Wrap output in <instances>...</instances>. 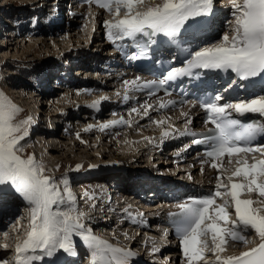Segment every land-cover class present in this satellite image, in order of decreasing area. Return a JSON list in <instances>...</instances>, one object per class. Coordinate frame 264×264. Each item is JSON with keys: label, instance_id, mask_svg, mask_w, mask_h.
<instances>
[{"label": "snow or ice", "instance_id": "snow-or-ice-1", "mask_svg": "<svg viewBox=\"0 0 264 264\" xmlns=\"http://www.w3.org/2000/svg\"><path fill=\"white\" fill-rule=\"evenodd\" d=\"M86 2L108 14L110 19L103 22L107 39L129 62L146 59L151 46L158 43L175 46L185 56L182 67L170 68L158 82H141L139 77L124 80L125 101L131 91L148 89L154 94L169 81L182 77L197 80L206 72L233 74L228 89H248L257 80L264 87V0H230L229 27L213 43H201V36L212 24L214 0ZM160 36L166 39L158 41L156 38ZM124 41L131 43H118ZM129 47L134 51L127 52ZM107 99L102 96L94 100L91 107L98 108ZM222 100L223 96L217 93L201 102L204 123L213 127L208 130L209 135L192 141L208 145L204 156L205 162H210V167L217 172L214 189L178 203L179 211L170 214L183 257L181 264H264V142L254 143L264 138V123H242L231 115L233 112L237 116L252 113L264 117V94L235 103L221 104ZM175 103L160 101L158 109L154 110L167 109ZM142 107L144 116L153 108L147 103ZM20 112L0 93V198H20L27 205L28 220L27 225H23L17 219L13 234L0 235L3 241L0 249L12 251L9 259L0 258V264H35L42 257H52L60 251L75 256L74 236H79L87 246L89 264H129L131 251L113 247L82 223L85 214L76 207V197L66 175L57 181L46 174V166L33 154L25 155L26 143L22 142H26L32 121L31 118L18 119ZM132 113L140 114L137 108L131 109L130 117ZM152 123L163 126L168 120L162 117ZM191 123L189 119L185 134L189 132L187 124ZM120 125L131 127L132 121L121 117L99 125V130ZM91 128L89 125L85 131ZM168 135V131L162 130V137ZM225 157L227 163H234L235 167L225 168ZM80 167L77 165L75 170ZM56 168L58 170L59 165ZM225 172L230 174L224 175ZM253 234L259 241L254 247L238 255H223L229 241L247 245Z\"/></svg>", "mask_w": 264, "mask_h": 264}, {"label": "rangeland", "instance_id": "rangeland-1", "mask_svg": "<svg viewBox=\"0 0 264 264\" xmlns=\"http://www.w3.org/2000/svg\"><path fill=\"white\" fill-rule=\"evenodd\" d=\"M26 1H28V0H26ZM56 1L57 0H50L49 1L50 5L48 7L47 15L50 14L51 9H53V7L56 6ZM225 1H228V0H214V4L216 6H220V10H223V9L227 10L228 9L226 11L227 15H224L225 16L224 18L230 17V18L226 19V22H228L232 19L231 11H230L231 8L225 7V6L223 7V5H221ZM40 2L36 6V8L34 9V11L36 9L38 11V12H36V15H38L40 13L41 5H42ZM157 2H158V0H157ZM19 3L21 5H18L17 7L12 6V5H16ZM10 4H12V5H10ZM59 5H61V4H59ZM10 7L13 8V10ZM0 8H2V9H0V18H1V20H3L5 22L2 26H5L8 22H10L9 20H12L11 18L13 16H16L14 18H16L19 21L18 13H22L24 11L23 13L28 14L27 11L29 10V6L27 5V3H23V0H0ZM14 8H17V9H14ZM22 8H25V9L23 10ZM57 9H60V8L58 7V8H56V10ZM89 10H86L83 12L78 11V12L73 13V15L64 17V24H62L63 30H54L49 36H47L48 38L45 37L46 43H43V44H40L41 43V39H40L41 36L31 34L32 30H35V29H31L30 31H28V30L25 31L26 29H24V31L20 30L21 32H23L22 35L17 34L14 37H11V36L8 37L9 34L7 32L10 31L11 28L6 27V29L3 30V32H5V35H1L3 33L0 31L1 32L0 38L4 39V41H7V45L6 44L0 45V93H3L5 97H7L13 104H15L21 110V112L18 116V119L27 118V110L29 113L33 114V115H31L33 117V119H31V121L36 119V118L38 119L36 121L35 125L33 123H31L35 126V131L31 135H29V137L26 138V142H22V143H26L25 155L33 154L35 156V158L41 162L43 161V159H46L49 156L45 153V151L48 148L45 146V143L43 145V143L39 144V143L34 142L37 140L35 135L38 134V132H37L38 128L44 129V130H46V132H49V133L50 132L57 133L58 139H56V141L61 142V144L70 143L68 148H71V146H72L71 144L79 141V139L77 138V136L75 138L74 134H71L68 136V135L63 133V131L65 130V127H67V125H69L70 128L72 127L73 129L72 128L71 129L74 130L73 132H75L78 128H83V127L88 128L89 125H91L92 127H97V126H99V124L105 123L106 121L111 120V117H113V116H114L113 118L123 117V116H118V114H116V113L107 115L108 111L110 109L109 106L111 104H114V102H112V101L117 99L116 97L115 98L113 97L115 94L114 91L115 90H117V91L123 90L122 86H116L115 88H111L107 91H103L101 93H94V94H80V89L69 90V92L72 93L71 96H73L72 102H75L76 104H78V103L81 104V102H84V103L90 102L91 103L92 100H98L103 95L110 97L112 99L110 101H102L101 104L99 105V110H97V108H95V109L91 108V107L89 108L87 105H82V104H81V106H82L81 108L85 107L84 110H82V109L77 110V109H74V107H73V109H70L68 111L67 110L64 111L66 113L62 116L63 118L61 117V119H56V118L50 119L51 117H49V114L55 113V109L53 106H51L50 108L49 107L47 108V104L49 103L48 101H46L47 98L40 100V101L37 98L38 96H34L33 98H27L28 96H32L33 93H36V92H34L35 90L42 91L44 89L47 91L46 96H48L50 91H51L50 89L53 86L52 84L54 81H52V79L55 77L53 75L55 74L56 69L58 68L57 71L60 70L59 72H61V70L64 71V66H65V69L67 68L66 69L67 71H64L63 72L64 74H62V75L67 76L68 71H70V73H71L70 77L71 78H69V79L80 81L79 82L80 84H87V83H92V82L101 83L104 80L103 79L104 76L99 77V75H98L99 71L96 72L94 70L96 64L95 63L89 64L90 62H93V60L91 58L90 59H88V58L99 56V55H97L98 52L100 54H102V51H101L103 49L102 44L105 43V37L106 36H105V33L102 34L100 32H102L105 29L103 22L107 19H110V17L108 16L107 13H100L101 11H97V10H93V9H89ZM3 12H5V13H3ZM96 12H99V13L96 14ZM14 13H17V15H14ZM90 13L92 15H90ZM32 14H33V12H32ZM32 14L30 13L29 16L31 17ZM19 15H23V14H19ZM29 16L26 19V21L27 20L29 22L35 21V19L33 20V16L31 17V19ZM93 16L95 17V19L92 18ZM21 22H24V21H21ZM226 22H225V25L221 24L218 26L219 30H218V32L215 33L217 35V38H221V36L224 34V31L229 27L228 23L226 24ZM32 25H34V23ZM39 28H41V27H39ZM39 28H36V30ZM0 30H1V28H0ZM26 32L27 33L30 32V34H26ZM20 40H22V42ZM29 45H31L33 47L32 50L28 48ZM78 48L80 50H82L78 56L75 55V57H74V56H72L73 54H71L70 55L71 57H69L66 60L67 65L61 63V60L64 58L63 57L64 53L72 52L73 50L78 49ZM91 49H92V51H91ZM85 54H87V57L85 56ZM57 56H58V60L56 62H48V61H50V58L54 57L53 59H57L56 58ZM78 60H82V61H80V63H79ZM94 60L97 61L98 59H94ZM46 63H47V66L45 65ZM26 64H28V65L26 66ZM53 64H56V65L54 66ZM69 64H70L71 69L67 67V66H69ZM80 71H82V73ZM111 76H114V75H111ZM65 78H67V77L63 76L62 80H65ZM96 78H98V79L96 80ZM26 79L30 81L28 83V85H30V86H28V88L30 90L27 91L28 92L27 94L25 92H23L24 93L23 97L16 98V96H18V94L13 93V92L17 91V89L14 90L13 88L14 87L20 88L22 85V81H25ZM30 79H32V80H30ZM70 80H68L69 83H70ZM33 81H36L39 84V85L37 84V88H35L31 85V82H33ZM110 82L114 83V80H111ZM54 83H56V81ZM103 83H104V81H103ZM40 85H42L43 88L40 87ZM119 85H121V84H119ZM65 86L66 85L63 84L62 87L64 88ZM63 88L62 89L61 88L52 89V90L55 91L54 93H57L61 96V94L62 95L67 94V92H66L67 90L65 88H64L65 89L64 90ZM118 88H120V89L118 90ZM20 90L23 91L22 88H20ZM25 90H27V89H25ZM120 94H123V93H120ZM123 100L124 99H122V101ZM42 104H44V105H42ZM41 105H42V107H41ZM54 105H56V102L54 103ZM120 105L122 106V104H120ZM25 107H26V109H25ZM55 108H57L56 110H58V112H59V109L61 108V104L56 105ZM90 109L97 111V113H99L100 115L96 117L95 113L91 112ZM117 110H120V108H118ZM119 112H121V110ZM125 112H128V113H125ZM92 113H94V114H92ZM124 113H125L124 115L129 114L130 108H126L124 110ZM37 115H38V117H37ZM122 115H123V113H122ZM140 115L141 114L137 115L136 113H134L133 115H131V117L130 116L123 117V118L133 119V121H135V123H133V125L131 127H128L127 125H123L120 129L113 130V132L109 136H107V134H105V133L104 134L100 133L99 130L94 131V133H92V135H80L79 138H81L82 141H85V142L84 143L78 142L79 146L75 147V148H77L76 151H73L72 153L69 152L70 154L66 153L67 155L64 154L61 156H60V154L51 153L53 158L55 157L57 160H61L63 162L60 163V161H59L56 163L49 164L46 161H43L42 163L46 166V169L48 170V173H46V174H50L53 177L57 178V181L59 180V178L66 175L68 182H69V187H70L73 195L76 197V207L77 206L80 207L79 202H81L82 194L85 195V193H87L86 203L83 204L81 208H78L79 209L78 211L83 212L85 214L84 219L82 220V223H84V224H87V217L89 216V214L92 213L91 206L93 204V201H92V199L89 200L87 198L88 196L93 198V197H95V195H98V196L100 195L98 197V206L96 207V209L98 208L97 210H99V209H101V203L99 201L102 200L103 195L107 194L106 190H107L108 185L112 184L111 181H113V185L118 184L117 187L120 190L122 189L123 186L126 185L125 186L126 187V194L124 192L125 195L123 194V196L122 195L120 196L118 194V196L114 197L115 199H113L112 198L113 196H112L111 199L107 198L108 201L103 200L105 204H106V202H110V204H108V211H107V212H110L109 216L101 219L102 221L104 219L106 221H108L107 225L104 226L105 228H103L104 230H102L103 234L97 235L96 232L97 231L101 232V229L96 230L95 227L92 225V223H88L86 227H89L92 229L93 235H95L97 237H102L103 239L100 238L101 240L105 241L108 244L110 243V245H112L113 247L118 246L123 250H125L126 247H128L129 249H134V251H131V252L133 253V258L136 259L135 261H139V260H141V261L147 260L148 261V259L152 258V257H150V255H151L150 250L148 249V247H146L147 244L144 245L145 242L147 241V237L148 236H151L150 238L154 237L155 241L159 240V239L156 240V238L158 237V238H160L161 242H163L166 239V237H164V239L162 238L164 236L163 233H160V234L158 233L159 235L151 234L150 229H149L150 232H148V233H143V232L141 233L139 231L135 233L133 227L130 228L129 226L124 224L125 222H124L123 218L125 216L130 217L129 223L131 224V226H135L133 224L140 225V221L135 222L134 220L131 219V216L129 214L127 215L124 212L123 213L125 214V216L121 213H117V215H114V217L112 218V214H113L112 211H114L113 209H115L116 201L122 202L121 205L119 204V206H122V208L120 207L121 209H126L127 206H129L131 204L134 206L133 201L131 202V204L129 203V200L132 197L130 194L131 189L132 190L135 189L138 191L139 190L138 187H140V185H142L141 186V187H143L142 190H145L148 193V191L151 190V188H152L150 183L151 182H153V183L157 182L156 181L157 177H155V178L153 177L152 180L149 179L150 181L146 182V183H149V184H146V186H148V187L145 189L144 188L145 183H142V184H139V182L134 183V180L136 177L132 178L130 176V175H133L134 173L144 172V173H142L143 176L140 175L138 178H140L142 176V178L144 177V178L148 179V177L152 176L151 174L154 173V174H158L160 176L158 178H165L166 177L167 179H169L170 177H172L173 179L178 178V180H180L181 178L184 179V177H187V176H188V178H190L189 175L193 174L195 172V170L192 171V169L188 168L187 165L176 166L172 162V160L169 156L165 157V155H161V154L160 155H158V154L154 155V152L152 150H150V151L144 150L143 148L146 149L147 146H149L148 145L149 141H147V140H149L150 138H148V136L156 133L155 131L157 130V128H159V126L152 123L153 120H151V119L153 118V116L155 117V115H152L151 119H149V120H143V116H140ZM29 116H30V114H29ZM115 116H118V117H115ZM162 117L163 116L155 117L154 119L160 120V118H162ZM65 119L67 121L72 122L73 124L70 122L68 124V122L65 121ZM48 121H51V123L49 124ZM63 121H64V123H63L64 127L62 126V124L59 125ZM56 122H58V123H56ZM31 124L28 126L29 133L31 132V129L33 128V125H31ZM55 124H57L56 127L54 126ZM137 124H139V126L137 127V130H139V131L131 132V130L133 128H135ZM37 125H39V126H37ZM47 127H51V129L48 130ZM133 130H135V129H133ZM124 132L127 133V135H128L126 138L120 134V133H124ZM31 138H33V139H31ZM49 140L50 139H48L47 142ZM131 140H133V141H131ZM109 141H112L114 143L113 147H111V148H107V146H109V144H111ZM46 145H47V143H46ZM57 145L59 146V143ZM139 148H142L143 150L141 149L142 151L141 150L139 151ZM144 151H145V154L143 156H141V153H143ZM72 154L74 157L72 156ZM130 156H135L137 159L130 157ZM67 162L74 164V167L69 168V169H68V167L66 168ZM57 165H59L58 170L56 168ZM77 165H80V166L83 165L81 170H79V171L75 170ZM111 167H112V170H109V169H111ZM115 167L116 168H123V170L126 169V172H124L122 174L119 173L117 175L114 174L115 177L113 178V177H111L113 175H110L109 171H115ZM147 168H150V170H151L150 173H147V171L145 170ZM101 174H102V177H100ZM80 176H88V177L80 178ZM101 186H103L102 190L99 189V188H101ZM149 186H150V188H149ZM93 188H95V190H94L95 192L92 191ZM5 197L6 198H5L4 202L7 205L5 204L6 205L5 206V205H3V203H2V205L0 204V211H2L3 213H7V212L8 213L6 214V216H4L0 219V222H1L0 223V235H2V233H4V232H8L10 234H13V225L15 224V221L17 219H20L21 223L23 225H27V222H28L27 211H26L27 206L18 205L16 207H13L12 204L10 205L13 196H5ZM116 197H117V199H116ZM152 200H154V199H152ZM152 202H154V201H152ZM137 205H139V204H137ZM93 206H94V204H93ZM12 208L13 209L16 208V209L13 211V210H11ZM135 208H136V210L138 209V207H135ZM121 209H116V210H118L117 212H121L122 211ZM119 210H121V211H119ZM134 211H135V209H134ZM107 212H106V214H107ZM145 216L146 215H142L140 220L141 219L144 220ZM112 221H114V223ZM93 224H94V222H93ZM104 234H106V235H104ZM251 239H254V238L251 236L249 238V243L247 245L241 244V245L237 246V248H239V250L237 248L232 249L231 247H227V250L224 253L229 254V253L240 252V251H243V249L245 247H248L251 245L253 246L254 244H257L259 242L255 238V242L252 243V242H250ZM75 240H77V239H74V241ZM78 240H80L82 242V244L85 245L84 242L80 239V237ZM148 240H150V239H148ZM151 240H153V239H151ZM74 241H73V244H74ZM0 242H3L2 239H0ZM161 242H159V243H161ZM155 244H157V242ZM79 248L82 249L80 246H78V249ZM137 254L139 256H137ZM134 255H136L137 257ZM11 256H12L11 249H9L8 251H4V250L0 249V258L9 259ZM161 256H163V255H160V257ZM156 257H158V256H154L153 258H156ZM46 258H48V257L45 256V259ZM52 258H54V256H52ZM57 258H61V256H58ZM131 259L132 258H130V260H129V264H130ZM89 260H90V252H85L82 255V258L80 259V261H75L74 263H76V264H89ZM152 261L156 262L157 260H152ZM43 262H45L44 257H42V259L40 261H37L38 264H42ZM172 263H173V261L171 262V264ZM176 264H180V262L176 261Z\"/></svg>", "mask_w": 264, "mask_h": 264}, {"label": "bare ground", "instance_id": "bare-ground-1", "mask_svg": "<svg viewBox=\"0 0 264 264\" xmlns=\"http://www.w3.org/2000/svg\"><path fill=\"white\" fill-rule=\"evenodd\" d=\"M41 1V2H40ZM50 0H28V1H26V0H23V3H27V5L29 6V10L27 11V13H28V15L26 14V15H24L25 13H18V18H19V21L16 19V18H14V17H16V16H13L11 19L12 20H9L11 23H15V26L16 25H18V24H20V23H23V22H21V21H26V19L28 18V16H29V14L31 13L32 14V12H33V14L31 15V17L33 16V20L35 19V21H32V24L34 23V25L37 23L38 24V22H39V19L40 18H42L43 16L44 17H46V15H47V13H48V7H49V5H50V2H49ZM38 2V3H37ZM39 2L42 4L41 5V9H40V13L38 14L39 16L38 17H36V12H38L37 11V9L34 11V9L36 8V6L39 4ZM46 3V4H45ZM59 4H61V3H59ZM58 4V5H59ZM221 5H223V7L225 6V7H230L231 8V6H230V2H223V4H221ZM3 7V6H2ZM21 7V6H20ZM2 9V8H1ZM23 10L25 9V8H22ZM27 9V8H26ZM85 8H82L81 9V11L82 10H84ZM58 10V9H57ZM228 10V9H227ZM227 10H225V9H223V10H221V13H226V11ZM18 11V10H17ZM16 11V12H17ZM97 11H100V10H97ZM231 11V10H230ZM46 13V14H45ZM99 12H96V14H98ZM19 14H23V15H19ZM13 15V14H12ZM14 15H17V13H14ZM48 16V15H47ZM0 20H1V18H0ZM21 20V21H20ZM5 22L3 21V20H1L0 21V28H1V30H2V28H3V30H5L6 29V26L4 27V26H2L3 24H4ZM9 24V23H8ZM10 25V24H9ZM11 26V25H10ZM14 26V27H15ZM41 28H39V29H35V30H32V32H31V34L32 35H38V36H41V43L40 44H43V43H46V39H45V37H47V36H49L54 30H63V26L61 25V26H57L56 28L55 27H52V28H50V29H48V30H46V29H44V27H42V26H40ZM8 28V27H7ZM59 28V29H58ZM0 30V31H1ZM22 31H24V30H22ZM30 31V30H29ZM1 33V32H0ZM22 33L23 32H19V34L18 35H22ZM26 34H30V32L29 33H26ZM2 35V34H1ZM16 36V35H15ZM8 37H9V35H8ZM48 38V37H47ZM205 39H208L209 40V43H212V41L214 40V36L212 35V33H210V34H208L207 36H206V38ZM21 42H22V40H20ZM25 41V40H24ZM2 44H6L7 45V41H4V39H2V38H0V45H2ZM28 48L29 49H31L32 50V46L31 45H29L28 46ZM82 50H80L79 48L78 49H75V50H73L72 52H66V53H64V58L61 60V63H63V64H66V60L69 58V57H71L70 55L71 54H73L72 56H74L75 57V55H79V53L81 52ZM91 51H92V49H91ZM89 52V51H88ZM90 55V54H89ZM76 56V57H77ZM85 56L87 57V54H85ZM99 57L100 56H96V57H89L88 59H92L93 61H95L94 59H99ZM54 58V57H53ZM53 58H50V61H48V62H56L57 60H58V56L56 57L57 59H53ZM60 60V59H59ZM47 62V63H48ZM65 62V63H64ZM47 63L45 64L46 66H47ZM52 64V63H51ZM28 64H26V66H27ZM44 65V64H43ZM54 66L56 65V64H53ZM67 65V64H66ZM38 71V70H37ZM81 72V71H80ZM119 74H117V75H114V76H111V74L110 75H108V76H102L103 77V81H104V83H103V81L101 82V83H95V82H92V83H87V84H80L78 81H76V80H73V79H71V81H70V83L68 82L67 84H66V86L64 87L67 91V94H64V95H62L61 94V96L59 95V94H57V93H54L55 91H53L52 89H54V86H52L51 87V91H50V93H49V95L48 96H46L47 95V91L44 89V90H42V91H40V90H35L34 92H36V93H33V95L32 96H28L27 98H33L34 96H38L37 98L39 99V101L40 100H43V99H45V98H47V100L46 101H48L49 103L47 104V108L49 107H51V106H53L54 107V109H55V113H53V114H49V117H51L50 119H61V117L66 113V112H64V111H68V110H70V109H73V107H74V109H77V110H84L85 109V107H83V108H81L82 106H81V104L82 105H87L89 108L91 107V104H92V102L94 101V100H92L91 101V103L90 102H86V103H84V102H81V104L80 103H78V104H76L75 102H72V97L73 96H71L72 95V93L71 92H69V90H72V89H80V94H94V93H101V92H103V91H107V90H109V89H111V88H115L116 87V85H118V83L117 82H114V83H112V82H110L111 80H116V78H119V77H122V80H134V79H136L138 76L137 75H134V74H132V73H127V72H118ZM129 74V77L128 78H126V75H128ZM64 77L66 76V75H63ZM55 77L56 78H58L59 76H56L55 75ZM54 77V78H55ZM60 78H61V76H60ZM116 81H118V79L116 80ZM30 81L29 80H25V81H22V85H21V87L20 88H22L23 89V91L22 90H20V88L19 87H17V88H13L14 90H16L17 89V91H15V92H13V93H17L18 94V96H16V98H21V97H23V92H25L26 94L28 93L27 91L28 90H30L29 88H28V86H30V85H28V83H29ZM58 81L56 80V84H62V82H64V81H62V82H58ZM120 84V83H119ZM61 86H63V84L61 85ZM118 86H120V85H118ZM122 87H123V84H122ZM59 88H61V87H59ZM63 88V89H64ZM82 88V89H81ZM25 89H27V90H25ZM62 89V88H61ZM64 89V90H65ZM120 88H118V90H119ZM115 92V94H114V98L116 97V98H119V96L117 95V93H120V91H117V90H115L114 91ZM132 93H135L134 94V96H137L138 98H140V99H142V96H140V95H138L137 93H136V91H131ZM59 95V96H58ZM104 96V95H103ZM107 97V96H106ZM124 97V96H123ZM108 99L107 100H104V101H110L112 98H110V97H107ZM115 100H117V99H115ZM56 102V105H59V104H61V108L59 109V112H58V110H56L57 108H55L56 107V105H54V103ZM53 102V103H52ZM75 103V104H74ZM131 104V102L130 101H122V103L120 102V104ZM140 103H141V105H143V102L142 101H140ZM145 103H147V104H149V102L148 101H145ZM145 103H144V105H145ZM42 105H44V104H42ZM42 105H41V107H42ZM46 105V104H45ZM150 105H152L153 106V108L152 109H150L149 110V113H148V116H144L143 115V112L141 113V112H139L141 115L140 116H143V120H149V119H151V116L156 112V110H154V109H157L156 107H155V105H153V104H150ZM110 109H113V110H115V112H119L120 110H117L118 108H119V105H113V104H111L110 106ZM132 107H133V105H132ZM92 108V107H91ZM25 109H26V107H25ZM97 110H99V108H97ZM114 112V113H115ZM29 114H30V116H29ZM31 115H33L32 113H29L28 112V110H27V118H31V119H33V117L31 116ZM160 116H162V115H160ZM37 117H38V115H37ZM63 118V117H62ZM121 118V117H120ZM120 118H111V120H108V121H106L105 123H107V122H110V121H113V120H119ZM69 119V118H68ZM124 120H129L130 118H123ZM38 119L36 118V119H34V120H32V123L35 125V123H36V121H37ZM64 120V119H63ZM65 121H67L66 119H65ZM131 121H132V125H133V123H135V121H133V119H131ZM39 122V121H38ZM49 122V124L51 123V121H48ZM68 122V121H67ZM56 123H58V122H56ZM63 123H64V121L62 122V125H63ZM33 124H31V125H33ZM38 124V123H37ZM101 124H104V123H101ZM101 124H99V125H101ZM33 125V128L31 129V132L29 133V135H31L34 131H35V126ZM37 126H39V125H37ZM36 126V127H37ZM59 126V125H58ZM123 125H120V126H117V127H113V128H109V129H106V130H104V131H100L99 130V126H97V127H92L91 128V130H89V131H85V129H87V128H78L75 132H74V135H75V138H76V136L78 137V136H80V135H92V133H94V131H97V130H99V132L100 133H102V134H107V136H109L112 132H113V130H118V129H120L121 127H122ZM139 126V124H137L136 125V127L135 128H133V129H135V130H131V132H136V131H139V130H137V127ZM66 131L64 132V134H66V135H71L72 133H73V130L72 129H70L69 128V126L67 125V127H66ZM160 130V129H159ZM158 130V131H159ZM158 131H156V133L158 132ZM37 132H38V134H36L35 135V137H36V141H34V142H36V143H39V144H42L43 143V145H44V143H45V146L46 147H48L47 148V150L45 151V153L49 156V157H47L46 159H43V161H46L47 163H49V164H52V163H56V162H59L60 161V163L61 162H63V161H61V160H57L55 157L53 158V156H52V154L51 153H56V154H60V156L61 155H64V154H70L69 152H73V151H76L77 150V148H75V147H78L79 146V143L78 142H81L82 141V139L81 138H78L79 139V141H77V142H75V143H73V144H71L72 146H71V148H68V146L70 145V143H64V144H61V142H58V141H56V139H58V134L57 133H54V132H46V130H44V129H41V128H38L37 129ZM121 135H123L125 138L128 136L127 135V133H120ZM155 134V133H154ZM29 135H28V137H29ZM144 135V134H143ZM153 135V134H152ZM106 136V137H107ZM150 136V135H149ZM31 139H33V138H31ZM48 139H50L49 141L51 142H47V140ZM55 139V140H54ZM35 140V139H34ZM134 140V139H133ZM133 140H131V141H133ZM130 141V140H129ZM137 141V140H136ZM148 141V140H147ZM157 141H159V139H155V140H153L152 141V143H150V144H148L149 146H147V148L145 149V148H143L144 150H146V151H150V150H152L153 151V149L152 148H156L157 147V149H158V146H156V145H153V143H156ZM85 141H83V143H84ZM111 144H109V146H107V148H111V147H113V145H114V143L112 142V141H109ZM127 142V141H126ZM46 143H47V145H46ZM59 143V146L57 145ZM78 143V144H77ZM82 143V142H81ZM95 144V143H94ZM178 143L177 142H174V143H172L171 144V146H175V148H176V145H177ZM146 146V145H145ZM43 147V146H42ZM46 149V148H45ZM142 148H139V151L141 150ZM142 149V150H143ZM141 150V151H142ZM53 151V152H52ZM138 151V152H139ZM66 154V155H67ZM145 154V151L143 152V153H141V156H143ZM52 157H51V156ZM72 156H73V154H72ZM74 157V156H73ZM130 157H133V158H136L135 156H130ZM137 159V158H136ZM169 160V159H168ZM42 161V162H43ZM78 163V162H77ZM172 163V162H171ZM67 165H66V168L68 167V169L69 168H73L74 167V164H72V163H66ZM82 166L83 165H81V167L79 168V170H81V168H82ZM76 169V168H75ZM79 170H77V171H79ZM118 170H121V168H116L115 167V171H118ZM193 170V169H192ZM122 171H123V168H122ZM189 171V170H188ZM194 171V170H193ZM48 173V172H47ZM142 173H144V172H140V173H134L133 175H130L132 178H135V180H134V183L136 182H139V176L140 175H142ZM118 174V173H117ZM116 175V174H115ZM154 178L155 177H157V179H156V181L157 182H155V183H153V182H151L150 183V185L152 186V188H151V190H149L148 191V193L150 194V195H153V197H157L158 198V202L159 203H161V200L162 199H164V196H165V193H163L162 194V192L164 191V192H166V194H167V191H169V188H167L165 185H168V187H171V186H173L175 183L177 184V185H179V186H186V184H184V183H182L183 181H181L180 183L179 182H171V181H169L166 177L165 178H158V177H160L158 174H154V173H152L151 174ZM162 176V175H161ZM86 177H88V176H80V178H86ZM92 177V176H91ZM100 177H102V174L100 175ZM178 177V176H177ZM174 180H177L178 181V178H174ZM179 183V184H178ZM146 184H149V183H145L144 185H146ZM126 186V185H125ZM125 186H123L122 187V189L120 190L118 187H117V185L115 184L114 185V187L116 188V189H111L113 186H111L110 187V192L107 194V196L105 195V197H107L108 199H111V197L113 196V195H110V193H115V194H118L119 193V195L121 196H123V194H124V192H125V194H126V187ZM142 186V185H141ZM132 188V187H131ZM168 190H167V189ZM99 189H103V186H101V188H99ZM141 189H143V187H141ZM175 188H172V190H174ZM95 190V188H93L92 189V191H94ZM97 190V189H96ZM113 190V191H112ZM145 191V190H144ZM95 192V191H94ZM124 194V195H125ZM100 196V195H99ZM98 195H95V197H93L92 198V201H93V204H94V206H93V204H92V206H91V208H92V213L91 214H89V216L87 217V224L88 223H92V225L95 227V229L96 230H98V229H101V232H99V231H97L96 233H97V235L98 234H103V232H102V230H104L103 228H105L104 226L105 225H107V223H108V221H106L105 219L102 221L101 219H103V218H106L107 216H109V214H110V212H107L108 211V204H107V202H106V204H103V206H102V208L101 209H99V210H97L96 209V207L98 206V197H99ZM104 196V195H103ZM118 196V195H117ZM130 197V196H129ZM3 198V200H5V196L4 197H2ZM117 199V198H116ZM122 199V198H121ZM132 200L131 201H135L134 202V204L135 205H137V204H139L138 206H143L145 209H147V210H145V215L146 216H153V215H155L156 213H157V211H158V215L160 216V213H159V211H160V208L158 207V206H152L150 209H148V207H146V205H144L145 203L144 202H142V201H137L136 200V198L135 197H133V198H131ZM102 201V200H101ZM108 201V200H107ZM137 201V202H136ZM163 201H165V200H163ZM104 202V201H103ZM86 203V196L84 195V194H82V196H81V203H80V207H78L77 206V209L78 208H81L82 207V205L83 204H85ZM122 203V202H121ZM120 203V204H121ZM12 204V206L13 207H16V206H18V205H24V206H27L20 198H18V197H12V201H11V203H10V205ZM134 205V206H135ZM133 205H129V206H127V209L124 211V213L125 214H129L130 216H132V214H133V212L134 211H130L129 209H135V211H136V208L134 207ZM131 207V208H130ZM134 207V208H133ZM106 208V209H105ZM16 208H12L11 210H15ZM105 209V210H104ZM116 209V208H115ZM79 210V209H78ZM85 210V209H84ZM153 211L154 212H156V213H153ZM106 212H107V215H105L106 214ZM113 213H115V211H112ZM8 213V212H7ZM7 213H3L2 211H0V219L2 218V217H4V216H6V214ZM143 215V214H142ZM142 215L141 216H139L138 218H139V220H134L135 222H139L140 221V218L142 217ZM157 215V216H158ZM145 216V217H146ZM144 217V216H143ZM156 217V216H155ZM155 217H153V218H155ZM153 218H151V219H153ZM98 220V221H97ZM155 220H157V217L155 218ZM93 222H94V224H93ZM113 223H114V221H112ZM87 224H85V226H87ZM98 224V225H97ZM111 224V223H110ZM153 224H156L155 223V221H153ZM112 225V224H111ZM99 226V227H98ZM159 229H161V228H159ZM163 230H162V233L164 234V236L162 237L163 239H164V237H166V230L164 229V228H162ZM151 230V229H150ZM116 231V230H115ZM151 234H157L158 235V231H155L154 229H152L151 230V232H150ZM151 236H148L147 237V241L145 242V245L147 244V247H148V249L150 250V249H155V246H154V244L157 242H154L155 240H154V237H152V238H150ZM74 239H77V240H75L74 241ZM79 239V237L78 236H74L73 237V241H74V247H75V250H78V246H80V240H78ZM148 239H150V240H148ZM151 239H153L154 241V244L152 243V240ZM157 239H159L158 240V242H160V238H156V240ZM166 241L167 242H169V240L168 239H166ZM165 241V242H166ZM82 243V242H81ZM158 244V243H157ZM167 244V243H166ZM165 244V245H166ZM256 244H254L253 246L251 245V246H248V247H245L244 249H243V251H246V250H248V248H250V247H254ZM86 248H85V251H87V252H89V250H88V248H87V246L86 245H84ZM160 246V245H159ZM161 247H162V245H161ZM80 249V248H79ZM82 250V249H81ZM241 252V251H240ZM240 252H236V253H229V254H223L225 257H227V256H231V255H238ZM164 253H165V255H168V254H171L172 253V251H169V250H167V251H164ZM163 253V254H164ZM77 254V253H76ZM159 253L158 252H155V254L152 256V257H154V256H156V255H158ZM56 256H61V258H57ZM64 256H66V253H63L62 251L61 252H59V253H56L55 255H54V258H55V260L58 262V261H63L64 262V260H66V259H63L64 258ZM160 256V255H159ZM75 257V256H74ZM78 258V257H77ZM47 259V260H46ZM44 261L45 262H43L42 264H51V259H52V257H48V258H46ZM61 259V260H60ZM161 260V259H160ZM142 262V264L143 263H149L150 261L148 260H143V261H141ZM168 264V263H167Z\"/></svg>", "mask_w": 264, "mask_h": 264}]
</instances>
